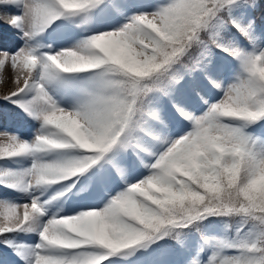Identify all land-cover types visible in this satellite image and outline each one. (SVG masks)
<instances>
[{
	"label": "snow or ice",
	"instance_id": "6c2138e0",
	"mask_svg": "<svg viewBox=\"0 0 264 264\" xmlns=\"http://www.w3.org/2000/svg\"><path fill=\"white\" fill-rule=\"evenodd\" d=\"M12 39L0 264H264V0H0Z\"/></svg>",
	"mask_w": 264,
	"mask_h": 264
},
{
	"label": "rangeland",
	"instance_id": "374dc122",
	"mask_svg": "<svg viewBox=\"0 0 264 264\" xmlns=\"http://www.w3.org/2000/svg\"><path fill=\"white\" fill-rule=\"evenodd\" d=\"M147 2L156 3L157 0H147ZM12 35L14 36L15 34H12ZM14 44L17 45V46H20L21 45V41H19L17 39H12L9 43H5V47L10 49V51H11V50H14V48H15ZM4 75L6 77L10 76L11 75V69L10 68H6L5 71H4ZM9 90H10V85L7 82H5L2 85H0V92H7ZM19 119H22V118L16 117V118H14L11 121V123H16ZM27 127L30 128L29 124H27Z\"/></svg>",
	"mask_w": 264,
	"mask_h": 264
}]
</instances>
